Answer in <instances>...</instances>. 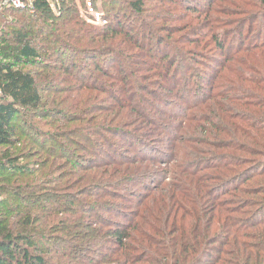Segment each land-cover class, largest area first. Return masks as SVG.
Wrapping results in <instances>:
<instances>
[{
  "label": "trees",
  "instance_id": "trees-1",
  "mask_svg": "<svg viewBox=\"0 0 264 264\" xmlns=\"http://www.w3.org/2000/svg\"><path fill=\"white\" fill-rule=\"evenodd\" d=\"M70 1L81 4L83 0ZM215 1L222 7L214 8ZM36 4L39 9L47 6L44 1ZM178 5L199 15H185L184 25L170 29L165 41L159 40L156 46L150 45L151 40L143 44L140 42L143 37L127 34L119 28H107L105 21L104 33L109 34L112 43L101 49L114 56L119 51L117 38L123 36L140 54L147 53V68L151 66L153 76L161 78L160 83L166 86L168 95L184 100L185 92L194 90L191 84L195 79V68L202 65L193 54L187 56L189 50L176 45L174 37L185 36L192 30L194 22H198L205 26L208 35L198 40L192 37L188 44L204 46L207 50L208 46H213L218 55H223L209 78V89L199 93L196 102L182 109V116L177 120L173 119L172 112L158 108V114L165 121L158 120L148 110L142 111L133 105L134 98L129 91L137 79L132 80L128 74L129 64L116 67L117 73L111 76L101 67L102 61L95 60V73L111 78L117 76L123 85H114L113 90L108 91L100 87L102 80L97 81L92 75L91 82L83 88L96 92L101 89L92 101L98 103L99 96L107 94L118 109L113 107L112 118L100 117L98 112L104 114L106 109L98 111L97 105L89 107L85 98L78 117L71 121L83 124L73 127L70 132L82 131L83 151L92 156L99 147L105 149V154L108 149L116 151L115 144L108 138L112 136L117 140L125 138L131 144L137 141V145H131L134 155L138 153V157L147 158L138 159L141 162L131 160L132 163H151L157 159L154 136L171 142L168 154L172 159L169 167L162 170V179L156 177L159 174L155 171L143 185V178L137 177L142 174L141 166L130 167L114 157H104L103 151L99 159L83 157V163H78L80 157L76 161L73 157L62 159L53 148L46 149L43 143L39 144L35 138L40 135L39 128L31 123L33 119L65 122L61 113L48 108L49 101L43 95L44 84L55 82V66L60 59L56 57L51 61L47 55V61L43 62L40 59L43 47L38 43L42 34L24 25L19 28L18 23L3 21L0 14V28L3 27V31L0 29V264H55L53 255L59 254L58 247L52 244L58 238L54 235L56 226L63 235L58 240L74 241L84 212L87 217H83V223L86 221L87 225L83 227L86 228L83 240L96 239L89 243L95 245L104 237L100 243L104 255L99 264H264V229L245 233L249 228L264 226V199L252 202L245 197H258L260 190H264V24L254 31V23L264 21V0H209L208 6L198 4L201 9L185 7L181 1ZM201 11L203 15L198 13ZM244 29L246 34L242 35ZM234 33L238 35L228 39ZM123 50L126 55L130 52V49ZM155 51L161 58L152 62ZM212 55L214 59L218 58ZM50 61L52 63L47 64ZM32 68L39 71H32ZM86 70L91 73L90 69ZM179 70L183 81L177 90L181 80L176 81ZM70 74L81 76L83 82L87 80L86 73L79 70L70 71ZM114 88L119 90V95L112 93ZM127 90L129 104L125 101ZM149 95L150 99L143 96L138 99L147 104L161 100L155 92H149ZM163 104L169 105L167 101ZM136 123L153 126L154 130L140 133L142 129H136ZM45 124L52 128L55 123ZM130 128L138 137L128 131ZM53 137L59 138L56 134L51 139ZM149 143L150 148H146ZM182 150H185L184 154ZM214 150H229L230 157L218 155ZM35 156L39 160L34 167L20 164L21 160ZM43 156L45 159L40 160ZM65 165L74 168L75 173L61 178L58 172ZM81 170L83 195L94 200L91 201L94 208H102L105 214L111 213L114 220L110 221L106 215L94 213L92 209L80 211L75 199H70L71 195L67 193L59 197L67 203L55 206L54 197L58 196L53 192L73 189ZM223 170L226 171L221 178L210 185V180ZM148 184L151 186L146 193L130 191V188ZM51 186L54 190L48 189ZM123 191L130 197H125ZM226 197L231 198L222 199ZM128 203L138 207L132 210ZM249 206L250 211L247 210ZM60 214L63 217L58 219ZM235 216L245 217L238 221ZM93 224L101 225L94 227ZM92 232L99 233L98 237H93ZM116 247L119 255L109 259V254L116 253Z\"/></svg>",
  "mask_w": 264,
  "mask_h": 264
},
{
  "label": "rangeland",
  "instance_id": "rangeland-1",
  "mask_svg": "<svg viewBox=\"0 0 264 264\" xmlns=\"http://www.w3.org/2000/svg\"><path fill=\"white\" fill-rule=\"evenodd\" d=\"M37 1H44L47 3L46 8L39 9L36 2ZM179 1H181L185 7H192L201 9L198 5L201 3L202 5L208 6L209 0H83L82 3L78 4H71L70 0H0V14L2 15V20L10 22V23H18L19 28L21 26H25L31 28L35 33H41L42 36L38 39V43L40 46L43 47L42 51H40L41 60L43 62L47 61V55H49L51 61L56 59H60V63L56 64V72H55V82L50 83L47 82L43 86L44 90V98L45 100L48 99V108L55 109L56 113H61L65 119L64 121L57 122L55 119L51 120H40V119H33L31 123L36 125L35 127L39 128L40 135L36 140L40 143L45 145V148H53L56 150V153L62 159H67L69 157H73L76 161L79 157L78 163H83L82 158H90V159H99L101 155V151H103L104 157H114L117 161H121L123 164L136 167L141 166L143 171L142 174L138 175V178H143L141 181L142 183H147L148 178L155 173V171L159 174V179H162L164 172L162 170H166L170 163H171V156L169 153L171 142H165L162 138L158 135L154 136L156 142L153 144V148L155 149L154 155L157 157L154 158V162L147 163H132L131 160L135 159H143L147 158L146 156L138 157L140 155L136 153L134 155V151L131 148V145H137V141L130 143V141H125V138L122 140H117L112 136H108L110 141L115 144V148L117 149H105L100 150L96 148L95 143L92 144L96 148L95 152L91 154L85 153L83 151V145L85 142L80 137L82 131L78 132L77 134H72L70 129L76 127L77 125L81 126L83 124L73 123V119L78 117V113L80 111V104L83 102V99L87 98L88 101L86 105L89 107H94L97 105L98 111H103L106 109L104 114L102 112H98V116H106L112 118L114 116L116 103L108 98L107 94L99 96L98 103L97 101H92V97L98 96L100 91L96 92L95 90H88L85 91L83 88L84 85H87L91 82V76H95L96 80H102L100 87L104 88L105 90H113V86L116 85L118 87L122 86L123 83L118 82V78L116 77H106L101 73H95V67L93 61H102L101 67L105 71H109L108 73L113 76L117 73L116 67H121L125 63L129 64L130 70H128V74L133 79H137V83L133 86V89L130 91L127 90L125 94V101H127L126 95H128V91L131 92V97L134 98L133 105L135 107H140L143 109L148 110L151 112V115L158 119L165 121L164 117L158 114V108L166 109L173 113V119H179L181 115L182 109L188 107L190 103L194 102L197 98L199 99V93L206 92L209 89V78L211 77L212 73L218 68L219 61L223 58V55H218L214 50L213 46H208L210 49H206L204 46H192L189 45V39L192 37L196 40L203 38L204 36L208 35L206 30H204V25H201L198 22H194V26L191 31L185 36L176 35L174 37V41L176 45L181 46L182 48L189 50L187 52V56L193 54V57L199 58L201 61L202 66H198L195 68L194 74L195 79L191 84V87H194L193 91L187 90L185 92V99H177L174 95H168V90H166V86L160 83L161 78L155 77L153 70H151V66L147 68V61L148 55L147 53H141L136 47H133L128 44V42L124 39L123 36H119L117 38V47L119 49L118 53L113 55H108L107 52H103L101 48L110 45L112 42L109 39V34H105L103 28H119L120 31L125 33L133 34L137 37H143L140 40L143 44H148L151 40L150 45H157L159 40H166L167 34L170 32V29H178L181 25H184V18L185 15H191L195 17L193 12H187L186 10L179 7ZM186 1V3H185ZM15 2V4H14ZM222 7L221 5L217 4L215 1L214 8ZM204 8V10H206ZM75 11V12H74ZM200 15H203V12H198ZM107 25L105 27V23ZM264 24V21H256L254 23V31ZM246 27V26H245ZM100 31H97L96 29ZM3 31V27L0 28ZM242 35L246 34V29L242 31ZM195 34V35H193ZM238 34L234 33L233 35L229 36L228 39H232L236 37ZM191 41V40H190ZM193 41V40H192ZM163 45V44H161ZM123 49H130L129 54H125ZM215 54L218 58H213ZM2 55V54H1ZM0 55V58H2ZM107 55V56H106ZM152 62H157L161 55L158 52L153 53ZM53 58H52V57ZM47 62V64L52 62ZM151 63V60L148 62ZM55 65V64H54ZM77 69L81 73H86L87 80L83 82L80 77L74 76L70 74L76 72ZM86 69H90L91 73L87 72ZM32 71L38 72L39 70L32 68ZM136 71V72H133ZM181 70L177 73L176 81L178 78L181 79ZM134 73V74H132ZM119 75V74H118ZM85 76V75H84ZM125 76V73H124ZM86 77V76H85ZM151 81V82H150ZM158 81L159 83L155 82ZM182 79L179 80L176 88L177 90L180 88L182 84ZM196 82V83H195ZM87 83V84H86ZM146 89V90H141ZM141 90V91H140ZM149 92H155L159 94L160 101H151L149 104L143 102L141 99H138L139 96L146 97L150 99ZM173 92H176L173 90ZM116 95H119V90L114 88ZM134 95H138L135 97ZM102 98H105L101 100ZM163 101L168 102V106L163 104ZM196 102V101H195ZM154 103V104H153ZM139 109V110H140ZM45 123H55L54 127L50 128V126L46 125ZM165 123V122H161ZM168 124V122H166ZM42 126H40V125ZM40 126V127H39ZM136 129H142L140 133H147L154 130L153 126H148L147 124L143 123H136ZM86 128V127H83ZM91 128V127H90ZM94 129V128H91ZM56 130L55 132H53ZM128 131L134 136L138 137L137 132L133 130V128L128 129ZM38 132V131H37ZM57 135L59 138L51 139L53 135ZM142 135V134H141ZM101 141V140H100ZM153 143V142H152ZM60 145V148H57ZM216 145V144H215ZM111 146V144H110ZM151 143L147 145L146 148H150ZM217 146V145H216ZM198 149H205L204 146H197ZM63 149V150H60ZM99 149V150H98ZM183 149V148H182ZM35 153H37V149H35ZM182 154L185 153V150L181 151ZM214 152L218 155L224 156L228 155L229 150H214ZM168 154V155H167ZM97 155V156H96ZM229 156V155H228ZM230 157V156H229ZM77 158V159H76ZM121 158H126L127 160H123ZM45 159L43 156L40 160ZM39 158L35 156V158H28L27 160H21L20 164H30L31 167H34V163L38 161ZM141 162L140 160H138ZM159 161V162H155ZM84 165V164H83ZM65 168L58 172V175L63 178V175L68 173H75L74 168H71L69 165H65ZM236 167V166H234ZM234 167H230L229 169H235ZM226 170H223L219 176H214L213 180H210V185L213 184L215 181L221 178V174L224 173ZM153 173V174H152ZM149 174V175H148ZM145 175V176H144ZM148 175V176H147ZM215 175V173H214ZM79 177L74 183L73 189L68 192L67 190L58 189L53 192V195H57L58 197H54L55 206L59 207L60 205L63 206L67 202H63V200L59 197L67 195H71L70 199H75L76 207L81 211L83 209H92L94 213H100L106 215L108 219L114 220L115 217L111 213L103 212L102 208H94V205H91V201H94L87 195H83V170L78 172L77 176ZM225 177V176H224ZM75 179V178H74ZM65 180H63L64 182ZM143 185V184H142ZM250 185V184H249ZM247 185L248 188L250 186ZM255 185V184H254ZM258 185V184H256ZM151 186L150 184L146 185V187L140 188H130L131 192L141 191V193H146V189ZM231 186L229 189H232ZM48 189H53L54 186L49 187ZM228 190V189H227ZM261 194H258V197H252L250 195L245 196L249 201L254 202L256 199H264L263 194L264 190H260ZM125 197H130L129 194L122 192ZM221 196V195H220ZM219 196V197H220ZM218 197V198H219ZM222 197V196H221ZM231 197H226L222 199H230ZM69 199V198H68ZM104 200H101L100 203H103ZM251 202V204H252ZM140 204L142 202H139ZM97 204V203H94ZM249 203V205H251ZM128 205H130L128 203ZM132 210L138 207L136 204H131ZM88 207V208H84ZM250 208H247L250 211ZM87 212L81 214L82 219L78 224V233L75 235L74 241H68L64 243L59 239L63 238V235L59 233L60 227L56 226L55 228V240H53V245H56L59 249V254L53 255V261L55 264H99L100 260L104 255V251L101 249L100 243L104 240V237H101L97 244L93 245L96 239H84L83 240V228L87 225L85 221L83 223V217H87L85 215ZM95 217L94 214H91ZM260 214L259 217H261ZM63 217L62 214L58 216V219ZM236 220L240 221V219H244L245 216H235ZM262 218H264V213ZM95 219V218H94ZM122 222V219L118 220ZM92 223V221L90 220ZM94 225V224H93ZM100 226L101 224H95L94 227ZM105 227V225L103 226ZM264 226H260L257 228H249L245 233H254L256 231H262ZM85 233V232H84ZM91 235L93 237H98L99 233L92 232ZM264 240V236H263ZM91 241L92 244H89ZM251 241H254L251 239ZM50 245L51 247H54ZM84 245V247H83ZM117 247L115 248L116 253L109 254V259L116 258L119 253L117 251ZM208 258H204L207 260Z\"/></svg>",
  "mask_w": 264,
  "mask_h": 264
},
{
  "label": "built area",
  "instance_id": "built-area-1",
  "mask_svg": "<svg viewBox=\"0 0 264 264\" xmlns=\"http://www.w3.org/2000/svg\"><path fill=\"white\" fill-rule=\"evenodd\" d=\"M14 4H15V2H14Z\"/></svg>",
  "mask_w": 264,
  "mask_h": 264
}]
</instances>
